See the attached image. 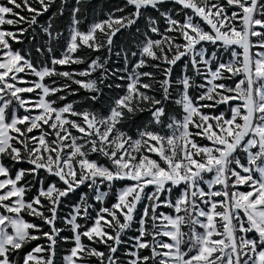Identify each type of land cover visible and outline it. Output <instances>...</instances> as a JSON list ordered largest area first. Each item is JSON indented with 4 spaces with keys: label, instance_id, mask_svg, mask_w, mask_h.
<instances>
[{
    "label": "snow or ice",
    "instance_id": "snow-or-ice-1",
    "mask_svg": "<svg viewBox=\"0 0 264 264\" xmlns=\"http://www.w3.org/2000/svg\"><path fill=\"white\" fill-rule=\"evenodd\" d=\"M53 2L0 3V264H56L61 242L73 245L63 264H264V0H168L179 9L160 12L163 29L146 12L166 0H124L87 30L80 28L83 0H75L63 53L35 65L10 43L27 28L3 26L35 25ZM142 17L146 30L136 33L143 39L136 50L115 52L123 66L109 69L114 38ZM43 32L51 54L63 33L51 20ZM85 48L109 55L79 72L58 71L85 63L76 55ZM96 72V79L76 78ZM109 77L123 82L116 84L123 94L107 114L77 110L75 102L58 106L76 93L72 84L96 101ZM145 112L142 126L125 127ZM82 186L88 191L61 218L64 199ZM61 219L71 236H62Z\"/></svg>",
    "mask_w": 264,
    "mask_h": 264
},
{
    "label": "trees",
    "instance_id": "trees-1",
    "mask_svg": "<svg viewBox=\"0 0 264 264\" xmlns=\"http://www.w3.org/2000/svg\"><path fill=\"white\" fill-rule=\"evenodd\" d=\"M5 2V0H2ZM124 0H83V3L81 5L82 11L79 15V18L81 20L80 28L81 30H87L88 26L96 21V20H102L107 18V14L113 12L116 8L123 6ZM64 6V12L63 15L59 14V10L61 6ZM36 7H39L38 5H35ZM76 6L75 0H54L53 4L49 8V10L44 13L43 15L37 17V24L29 26L27 22L21 23L16 26H10V25H4L5 28L18 32L20 28H27V31L19 36V42L16 41H10L12 44V47L14 50H18L21 52L22 55H25L26 58L30 59L33 64L35 65H41V64H50V60L52 56L59 57L66 46V41L68 39L69 35V24L71 21V10L73 7ZM179 6L175 5L171 2H166L161 5L159 11L153 10L149 8L146 12V15H150L156 19H158L160 27L163 29L165 27L164 21L162 18H160V12L163 11H173L178 10ZM20 11V14L25 17H30L31 13L23 10H17ZM126 11H131V8L126 9ZM55 14V15H54ZM123 13H116V15H122ZM176 18L182 19V16H177ZM51 20L53 24V31L62 32L63 36L58 41H53L51 43V47L53 49L52 53L50 54L48 52L49 47V37L46 33L43 32V27H47L49 21ZM146 21L142 17L137 24L127 30H122L120 33L117 34L115 39V45L113 49V54L111 55V59L109 60V63L107 67L109 69H117L121 68L123 66V59L122 57L118 58L115 55V52L119 51L121 47H125L130 50H136L135 44L139 43L140 40L143 39V36L136 33V29L139 28L140 32L143 33L145 28ZM135 34V35H134ZM153 38H156V36L153 34ZM37 49H40V51H37ZM77 56H81L85 58V63L83 64H73L71 66H57L58 71H73L76 72L80 70H84L88 67V63H90L91 59L96 58V56H100L102 59L107 57L109 53L106 50H101L100 52H92L91 50L85 48L76 53ZM183 67V61L180 62V64L175 68L173 79H175L177 76L181 73V68ZM145 71H152L151 68H145ZM191 73V70L189 71V74ZM100 75L99 72L93 73L91 78L96 79ZM80 79H87L85 77H79ZM57 79V83H62L63 78H55ZM50 82V81H47ZM123 83L117 78L109 77L104 85H102V93L99 95L98 99L96 101L90 100L88 97L90 95H96L95 93H90L87 90L80 88V86L72 84L71 87L74 90H77L74 95L68 94L67 99L65 101H59L58 106L69 103V102H75L74 107L77 110H92V111H98L104 114H107L109 107L113 101L114 98H116L119 95L123 94V88H117L116 84ZM111 84L112 87L109 88L106 85ZM193 96L197 95L195 91H192L191 93ZM60 95H66V93H60ZM52 99H56V97H51ZM169 110L172 112H179L180 109L173 105H168ZM149 118V113L145 112L140 114L134 122L129 126L125 125V127H130V129H135L137 126H142L144 122H146ZM93 159H97L95 155L92 157ZM17 168H28L29 165L27 163H20L16 166ZM41 177H44L45 174L42 172ZM29 181H33V178L29 176L27 178ZM56 179L55 177H48L47 182L50 183L52 180ZM34 182V181H33ZM121 182L117 183L115 185V188L109 192V196L105 200V205L109 206L111 202L115 200V189L117 186H119ZM62 186V185H61ZM33 193L35 192V189L32 190ZM88 191L85 187H81L77 192L71 194L68 198L64 199L60 210L59 215L61 218L64 216H67L69 212L72 210V206L76 204L79 200V197L81 193ZM32 193H30L31 195ZM90 202L91 196H90ZM26 219L32 220L33 222L39 223L38 220H35L31 217H26ZM81 224H84L85 221L81 220ZM90 223V222H88ZM58 227H64L65 230L62 233V236H71L70 230L65 227L63 224L62 219L58 221L57 223ZM45 231H47V227L44 228ZM131 235H135V228H133L130 231ZM34 242L31 246H35ZM40 243H43V241H40ZM85 243L87 241L85 240ZM72 246V243L70 242H61L57 248V255H56V264H63V255L67 253V250ZM129 245H122L120 247L119 252L121 250H125ZM100 250H105L103 245L98 246ZM29 250V249H26ZM118 252V253H119ZM117 253V254H118ZM95 261V258H93L92 262Z\"/></svg>",
    "mask_w": 264,
    "mask_h": 264
},
{
    "label": "rangeland",
    "instance_id": "rangeland-1",
    "mask_svg": "<svg viewBox=\"0 0 264 264\" xmlns=\"http://www.w3.org/2000/svg\"><path fill=\"white\" fill-rule=\"evenodd\" d=\"M0 3H3V1L2 0H0ZM9 18H14V17H9ZM96 21H98V20H96ZM95 22V21H94ZM93 23V22H92ZM91 23V24H92ZM4 27V26H3ZM4 29L5 30H9V29H7V28H5L4 27ZM9 31H12V30H9ZM156 38H158V37H156ZM155 39V38H154ZM209 47V50L211 51L212 50V48H211V46H208ZM80 71H82V70H80ZM152 71H154V70H152ZM190 71V70H189ZM79 72V71H78ZM192 73H190V75H191ZM25 79H27V80H34V79H36V77H34V76H32V75H29V74H21ZM77 78V77H76ZM77 79H80V78H77ZM87 79H93V78H91V77H88ZM18 86H27V85H24V84H20V85H18ZM193 91H195L196 93H197V91L196 90H193ZM25 96H33L34 97V94H25ZM219 111H224V107L223 106H220L218 109H217V112H219ZM21 114H23V112L21 111ZM101 162L103 163L104 161H103V159L101 158ZM120 183V182H119ZM126 183V182H125ZM123 186V183H121L119 186H117L116 187V189H115V194H116V190L117 189H119V188H121ZM105 190H107V189H105ZM111 192V191H110ZM90 196H91V193L89 194ZM115 202V200L113 201V202H111V204L112 203H114ZM91 203V202H90ZM110 204V205H111ZM109 205V206H110ZM107 206V205H106ZM101 207V205L99 204V203H95L94 204V208L95 209H99ZM162 210H164V209H162ZM166 211V210H165ZM71 212V211H70ZM69 212V213H70ZM92 215L93 216H95V211H92ZM91 223V222H90ZM89 223V224H90ZM133 228H135V226L133 227ZM132 236H134V235H131L130 234V231L127 233V235L126 236H124V240L126 241V243L125 244H123V245H129L127 248H125V250H121V252H119L118 254H117V256H119L120 257V259H121V261H124V260H126V259H128V257L125 255V252H126V250L130 247V240H131V237ZM73 246V245H72ZM71 246V247H72ZM70 247V248H71ZM65 254H67V253H65ZM64 254V255H65ZM63 255V256H64ZM92 264H95V261L94 262H92Z\"/></svg>",
    "mask_w": 264,
    "mask_h": 264
}]
</instances>
